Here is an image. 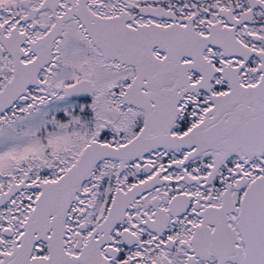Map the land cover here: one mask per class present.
I'll return each instance as SVG.
<instances>
[{"label":"snow or ice","instance_id":"obj_1","mask_svg":"<svg viewBox=\"0 0 264 264\" xmlns=\"http://www.w3.org/2000/svg\"><path fill=\"white\" fill-rule=\"evenodd\" d=\"M0 264H264V0H0Z\"/></svg>","mask_w":264,"mask_h":264}]
</instances>
